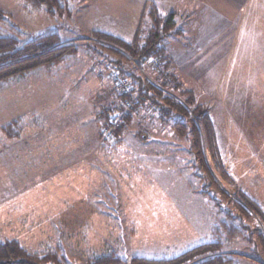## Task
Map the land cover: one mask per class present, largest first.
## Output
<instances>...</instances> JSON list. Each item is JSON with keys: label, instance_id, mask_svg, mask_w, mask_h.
<instances>
[{"label": "rangeland", "instance_id": "374dc122", "mask_svg": "<svg viewBox=\"0 0 264 264\" xmlns=\"http://www.w3.org/2000/svg\"><path fill=\"white\" fill-rule=\"evenodd\" d=\"M213 2L201 32L214 27L217 33L231 21L223 10L227 2ZM67 3L70 12L52 18L27 12L19 0H0V13L6 16L0 20L2 33L18 35L23 42L59 33L63 42L79 49V55L52 76L44 67L0 85V239L19 240L34 252L58 249L61 264H87L93 256L111 253L128 262L134 257L171 259L222 240L220 223L226 221L227 210L236 215L237 190L219 180L213 164L215 180L207 176L191 137H179L148 108L127 128L121 145L103 143L99 137L96 116L112 101L111 72L117 67L111 60L117 59L99 50L94 32L132 41L141 25V3ZM172 7L160 9L164 15L177 13L176 22L185 31L180 38L187 41V27L194 20L187 21L181 4ZM238 13L244 31L237 35L225 83L236 80L234 94H264V0H252L234 16ZM150 25L145 17L143 26ZM132 66L157 80L149 63ZM19 118L26 128L20 138L10 140L2 127ZM221 136L217 157L221 164L223 159L225 172L230 171L227 162L234 173L251 169L246 184L253 186L262 169L248 154L234 156L227 132ZM202 137L207 142L205 134ZM231 180L237 188L235 178ZM216 181L231 199L219 193ZM248 223L264 232L258 219L252 217ZM256 235L254 242L228 241L224 253L236 264H264V248Z\"/></svg>", "mask_w": 264, "mask_h": 264}, {"label": "trees", "instance_id": "16d2710c", "mask_svg": "<svg viewBox=\"0 0 264 264\" xmlns=\"http://www.w3.org/2000/svg\"><path fill=\"white\" fill-rule=\"evenodd\" d=\"M23 8L29 13H45L55 18L70 12L67 0H19ZM0 13V20L5 19ZM145 17L151 21L148 27L143 26ZM176 15H164L153 3L148 2L145 7L141 25L132 41H125L112 34L97 31L95 37L100 41L97 44L100 51L111 53L117 60H111L123 76L130 80L132 90L129 94H123L115 86L112 92V101L107 102L96 116L101 128L110 123L111 119L120 114V119L114 125V144L121 145L122 136L127 128L136 121L140 112L150 106L161 108L159 120L165 126H172L175 133L181 138H192L195 154L207 176L215 180L210 169L213 164L219 174V180L232 188L231 176L225 172L224 167L217 157L218 151L215 133L209 117V107L198 104L192 90L183 86L175 73L171 72L173 65L168 54L164 50V43L169 38L180 37L183 30L176 22ZM1 30V27H0ZM97 50V49H96ZM79 55L77 44L63 42L59 33H48L32 40L24 42L18 35H6L0 31V85L18 78H24L33 71L46 68L49 76L70 58ZM153 58L159 63L152 65ZM153 66L157 80L140 74L136 70L143 64ZM36 123H39L38 119ZM26 124L23 119H16L2 127V131L8 139L20 138ZM100 128L99 137L106 143ZM141 135V132L138 133ZM205 134L206 141L202 135ZM107 144V143H106ZM219 193L225 199L232 197L229 192L214 182ZM237 198L234 207L236 215L232 211H226V221L220 223V234L223 239L216 242L200 245L186 253L171 259H151L134 257L129 262L122 259L117 253L103 256H93L87 264H236L234 257L224 253L225 244L228 241L246 239L254 242L252 235L257 232V238L264 248V232L259 228L252 229L248 221L254 217L264 225V210L261 205L246 193L237 190ZM60 251L50 249L43 252H34L26 249L16 239H0V264H61Z\"/></svg>", "mask_w": 264, "mask_h": 264}, {"label": "crops", "instance_id": "0c3cea01", "mask_svg": "<svg viewBox=\"0 0 264 264\" xmlns=\"http://www.w3.org/2000/svg\"><path fill=\"white\" fill-rule=\"evenodd\" d=\"M137 1L141 3L142 17L148 2H153L160 11V6L173 8V4L179 3L182 6V13L187 16V21L194 20L192 27H187V41L173 37L166 40L163 45L173 65L171 72L176 74L185 88L193 91L200 105L210 108L209 117L216 132L218 149H221L218 143L223 144L221 132L226 131L229 136L227 143L233 146L234 156L244 158L248 154L250 162L262 169L261 179L252 177L256 183L248 186L246 179L252 176L249 174L251 169L248 173L247 168L242 173H234L235 169L227 162L230 170L227 172L235 178L237 190L252 197L264 210V94H234L236 80H227L225 83L226 76L230 75L229 64L237 45V35L244 31L240 14L234 16V13L240 8L243 9L252 0H221L227 2L223 10L231 21L217 33L214 27L201 32L205 14L207 17L214 0ZM172 13L177 14L175 11ZM181 28L183 30L184 27ZM251 31L252 34L260 33L259 30ZM220 160L224 166L223 159ZM240 168L243 169L242 165Z\"/></svg>", "mask_w": 264, "mask_h": 264}, {"label": "built area", "instance_id": "2783aa9c", "mask_svg": "<svg viewBox=\"0 0 264 264\" xmlns=\"http://www.w3.org/2000/svg\"><path fill=\"white\" fill-rule=\"evenodd\" d=\"M159 63V60L157 58H153L151 61L152 65H157ZM111 77L113 78V81L115 83V86L118 87L123 94H129L132 90V86L130 83V80L128 78H125L119 69L113 68L111 72ZM149 111L156 115V117L159 119L161 117V108L159 106H150ZM120 119V114H117L114 118L111 119L110 123L107 125H104L101 128V132L103 134V137L106 142H113L114 139V132H113V124L115 125L118 120Z\"/></svg>", "mask_w": 264, "mask_h": 264}]
</instances>
